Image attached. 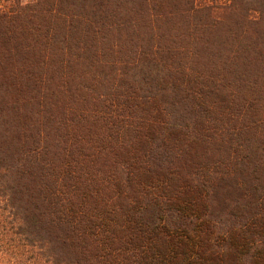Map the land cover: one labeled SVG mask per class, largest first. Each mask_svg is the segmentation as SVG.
I'll return each mask as SVG.
<instances>
[{
	"label": "trees",
	"instance_id": "obj_1",
	"mask_svg": "<svg viewBox=\"0 0 264 264\" xmlns=\"http://www.w3.org/2000/svg\"><path fill=\"white\" fill-rule=\"evenodd\" d=\"M0 1V264H264V0Z\"/></svg>",
	"mask_w": 264,
	"mask_h": 264
},
{
	"label": "rangeland",
	"instance_id": "obj_2",
	"mask_svg": "<svg viewBox=\"0 0 264 264\" xmlns=\"http://www.w3.org/2000/svg\"><path fill=\"white\" fill-rule=\"evenodd\" d=\"M24 3H29L31 2V0H23ZM0 4H1V1H0Z\"/></svg>",
	"mask_w": 264,
	"mask_h": 264
}]
</instances>
